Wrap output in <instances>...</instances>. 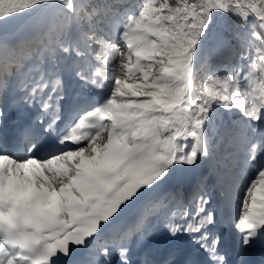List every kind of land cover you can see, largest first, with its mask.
Returning a JSON list of instances; mask_svg holds the SVG:
<instances>
[{
    "label": "snow or ice",
    "instance_id": "obj_1",
    "mask_svg": "<svg viewBox=\"0 0 264 264\" xmlns=\"http://www.w3.org/2000/svg\"><path fill=\"white\" fill-rule=\"evenodd\" d=\"M0 264H264V0H0Z\"/></svg>",
    "mask_w": 264,
    "mask_h": 264
},
{
    "label": "rangeland",
    "instance_id": "obj_2",
    "mask_svg": "<svg viewBox=\"0 0 264 264\" xmlns=\"http://www.w3.org/2000/svg\"><path fill=\"white\" fill-rule=\"evenodd\" d=\"M56 79V77H53ZM60 109L62 113V119L65 121L71 116L72 112L79 108L84 107L87 104L94 101L95 97L92 91L84 85L82 81H79L78 77L74 74L68 72L63 73L60 77ZM99 93L100 90H96ZM222 125L217 126V128L222 129ZM187 179L191 180L192 177L189 176ZM210 191H214L211 186H209ZM218 196V192L216 193ZM184 198H190V193H182ZM87 251V250H85Z\"/></svg>",
    "mask_w": 264,
    "mask_h": 264
},
{
    "label": "trees",
    "instance_id": "obj_3",
    "mask_svg": "<svg viewBox=\"0 0 264 264\" xmlns=\"http://www.w3.org/2000/svg\"><path fill=\"white\" fill-rule=\"evenodd\" d=\"M129 3H138L139 0H128ZM100 52L101 55H103V50H98ZM203 74V73H202ZM216 126H219V125H222V121H221V118L220 117H217L216 118ZM227 148V144L225 143L224 145H222V148H221V151H224L225 149Z\"/></svg>",
    "mask_w": 264,
    "mask_h": 264
},
{
    "label": "bare ground",
    "instance_id": "obj_4",
    "mask_svg": "<svg viewBox=\"0 0 264 264\" xmlns=\"http://www.w3.org/2000/svg\"><path fill=\"white\" fill-rule=\"evenodd\" d=\"M193 247L194 246H191V247H189L187 250H189V249H191V250H193ZM201 259H203V255H201V256H199Z\"/></svg>",
    "mask_w": 264,
    "mask_h": 264
}]
</instances>
